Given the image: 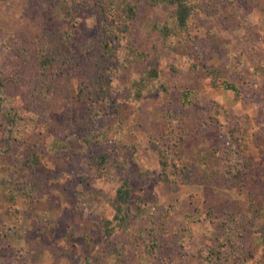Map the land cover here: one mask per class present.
<instances>
[{"label": "rangeland", "instance_id": "1", "mask_svg": "<svg viewBox=\"0 0 264 264\" xmlns=\"http://www.w3.org/2000/svg\"><path fill=\"white\" fill-rule=\"evenodd\" d=\"M74 1L0 2L1 43L18 47L0 45V264H119L118 249L120 264H182L184 254L231 239L220 227L226 213L246 214L252 203L264 215V0H194L200 8L181 33L175 5L140 1L129 41L148 54L113 78V97L98 100L80 95V70L40 68L28 57L52 50L86 66L91 52L81 51L96 40L101 18ZM45 36L53 39L47 49ZM151 67L155 84L133 97L132 82ZM231 125L245 144L236 155L248 165L244 186L163 183L156 143L175 142L182 154L223 167L216 150ZM170 126L183 140L163 137ZM102 155L127 163L131 203L169 211L161 251L140 235L145 218L103 233L122 171L94 162ZM258 221L264 232V217ZM241 234L250 253L238 264H264V233Z\"/></svg>", "mask_w": 264, "mask_h": 264}, {"label": "trees", "instance_id": "2", "mask_svg": "<svg viewBox=\"0 0 264 264\" xmlns=\"http://www.w3.org/2000/svg\"><path fill=\"white\" fill-rule=\"evenodd\" d=\"M7 0H0L4 2ZM142 0H76L75 6L82 7L91 11L95 16L101 18L99 22L98 36L95 41L82 48V53L91 52L90 59L86 62V66L77 67L73 61H68L67 53L52 51L48 53L38 52L37 55H29V58H35V64L44 68L45 66H54L60 64L63 69H72L73 71L80 70L79 89L80 95L83 93L90 100H98L102 98H111L116 92L113 85V78L118 76L132 64L137 57L145 58L146 51H138L133 43L129 41V32L132 21L137 16L138 3ZM146 4L155 6L161 3L175 5L174 11V27L178 33L186 32L188 27V19L192 13L200 8V4L194 0H143ZM68 12H71L69 7H66ZM73 12V11H72ZM163 29L164 34L168 35L171 32L169 26ZM163 34V33H162ZM165 35V36H166ZM53 39L50 36H45L41 40V45L47 49ZM5 48L17 50L15 44L1 43ZM48 44V45H47ZM188 47H193V41L188 40ZM158 77L156 68H147L140 73L137 80L132 82V96L140 97L143 88L148 83L155 84V78ZM0 80V109L2 108L5 95L2 94ZM48 84L45 90H48ZM82 92V93H81ZM7 114H11L7 110ZM180 132V131H179ZM177 135L181 134L176 133ZM224 138V144L221 145L216 152L220 153L223 167L210 165L208 161L201 158H192L182 154L180 148L175 142L169 143L166 146L156 143L158 153V163L160 174L164 184L170 189H176L180 184H203L212 185L214 183H226L229 187L244 186L246 184L248 165L237 160L236 155L238 150L243 148L245 144L243 139L237 135L235 127L228 126L221 133ZM174 136L172 126L166 128V133L163 137L167 141L174 139L183 140L182 137ZM242 145V146H241ZM94 162L105 166L107 163L114 164L115 167L122 171L121 182L115 191V206L113 215L105 219L103 222V233L109 237L116 230L129 231L133 221L145 218L148 220L147 231L140 234L144 241L149 245L152 251H161L163 249V241L160 231L165 223L166 216L169 211H159L161 214L148 213L143 206V200H137L131 203V186L127 176L128 165L120 160L107 159L102 155ZM22 189L27 190L25 195L26 200L33 198V190H29L26 186ZM252 204V203H251ZM250 204L249 212L240 214L236 212L226 213L225 219L221 224L226 232L232 234L228 242L217 241L216 246H201L197 249L184 254L185 260L182 264H238L249 257V247L244 243L241 231L249 233H264L263 228L258 221L264 215H257L256 209ZM264 209V203H261ZM139 234V233H138ZM137 234V235H138ZM128 247L132 248V244ZM117 252V262L120 264L123 261V256L120 249ZM183 254V253H182ZM187 257V259H186Z\"/></svg>", "mask_w": 264, "mask_h": 264}]
</instances>
